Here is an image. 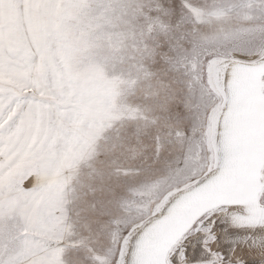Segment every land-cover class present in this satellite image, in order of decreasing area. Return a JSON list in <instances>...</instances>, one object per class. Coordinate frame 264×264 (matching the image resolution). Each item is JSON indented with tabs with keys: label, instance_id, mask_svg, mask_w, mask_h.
I'll return each mask as SVG.
<instances>
[{
	"label": "rangeland",
	"instance_id": "obj_1",
	"mask_svg": "<svg viewBox=\"0 0 264 264\" xmlns=\"http://www.w3.org/2000/svg\"><path fill=\"white\" fill-rule=\"evenodd\" d=\"M238 66L261 67L264 108V0H0V264H131L136 244L153 241L124 239L146 195L139 185L96 222L77 223L64 199L65 172L106 125L126 124L130 157L191 132L212 182H233L235 169L225 171L243 123L231 81ZM257 162L262 218L227 220L244 215L240 203L209 204L164 264H264V143ZM21 220L28 228L18 231Z\"/></svg>",
	"mask_w": 264,
	"mask_h": 264
},
{
	"label": "clouds",
	"instance_id": "obj_2",
	"mask_svg": "<svg viewBox=\"0 0 264 264\" xmlns=\"http://www.w3.org/2000/svg\"><path fill=\"white\" fill-rule=\"evenodd\" d=\"M208 55L214 58L217 53L208 49ZM127 75L135 78L131 70ZM138 127L148 135L146 126ZM169 136L167 145L158 153L153 154L150 146L144 145L130 157L125 151L129 140L126 124L106 125L93 137L78 164L64 174L63 196L69 211L75 213L77 223L96 222L115 213L118 197L131 184L145 189L144 199L138 202L139 210L126 217L124 239L131 241L132 237L145 234L153 236L158 264H164V257L176 235L185 228L191 230L195 223L193 218L198 219V213L208 210L209 201L200 197L209 191L215 175L203 146L200 145V151H197L198 137L180 131L174 136L169 133ZM117 164L127 168L131 175H119ZM26 228L28 225L23 220L17 223L18 231ZM46 244L48 250L56 247L54 241H46ZM24 264L33 262L26 259ZM116 264H120L118 256Z\"/></svg>",
	"mask_w": 264,
	"mask_h": 264
},
{
	"label": "bare ground",
	"instance_id": "obj_3",
	"mask_svg": "<svg viewBox=\"0 0 264 264\" xmlns=\"http://www.w3.org/2000/svg\"><path fill=\"white\" fill-rule=\"evenodd\" d=\"M248 64V63H242ZM229 67H226V75H229ZM238 66L233 72L232 83L240 102L236 107V113L240 128L238 127V135L235 140V145L232 146L229 155V164L226 171L234 170L237 174L233 182L228 183V180L218 179L213 181L210 185L209 191L204 193L200 199L209 201V204L221 201H231L230 203H240L244 208V215L238 217L239 212L232 211L227 216L237 220H251L255 217L262 218V213L255 207L256 191H255V175L258 167V162L261 148L264 143L262 129L260 126L264 124V108L259 99V88L257 76L261 67L257 69L242 70ZM241 79V80H240ZM247 101V103H243ZM247 104V113H242V108ZM231 172V171H230ZM228 175V174H227ZM233 175V174H231ZM32 179V178H31ZM30 179V180H31ZM28 183L30 181H27ZM23 186V185H22ZM238 213V214H237ZM8 214V212H7ZM244 225V224H243ZM154 238V237H153ZM199 259V254L196 255ZM186 262V261H185ZM131 264H158L157 261V248L155 238L151 242L142 240L136 244L135 252L133 255V262Z\"/></svg>",
	"mask_w": 264,
	"mask_h": 264
}]
</instances>
